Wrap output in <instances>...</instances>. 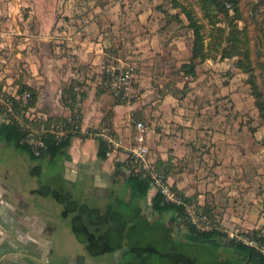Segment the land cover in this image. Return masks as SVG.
Segmentation results:
<instances>
[{
    "label": "crops",
    "instance_id": "obj_1",
    "mask_svg": "<svg viewBox=\"0 0 264 264\" xmlns=\"http://www.w3.org/2000/svg\"><path fill=\"white\" fill-rule=\"evenodd\" d=\"M179 11L172 8L171 0H0L4 98L17 95L24 84L37 91L34 106L40 112L67 117L71 97L63 92L72 79L75 57L85 76L92 73L82 126L95 132L108 125L119 141L110 156L100 159L101 138L86 133L73 136L67 149L42 158L55 166L48 177L39 164L35 169L0 167V264H82L74 261L73 245L55 243L59 222L68 225V239L74 233V212L65 213L64 199L69 196L85 203V195L101 196L94 193L96 186L109 185V194L103 195L109 203L121 197L122 185L129 193V170L115 163L129 157L139 121L147 127L150 157L166 165L174 187L210 210L224 229L264 233V121L250 74L237 65L238 56L222 58L218 47L208 46L207 24L210 56L196 60L195 77H185L180 66L192 55L194 35L170 16ZM217 25L224 27L225 22ZM58 26L69 48L65 54L54 50ZM257 47L261 56H255L256 80L264 89V67L260 68L264 41ZM110 59L138 64L131 103L118 102L95 75ZM18 65L24 69L8 76ZM7 121L0 108V125ZM0 140L28 156L3 157L8 164L18 161L26 166L27 159L39 160L1 136ZM45 183L48 187L41 188ZM157 192L151 184L150 204Z\"/></svg>",
    "mask_w": 264,
    "mask_h": 264
},
{
    "label": "trees",
    "instance_id": "obj_2",
    "mask_svg": "<svg viewBox=\"0 0 264 264\" xmlns=\"http://www.w3.org/2000/svg\"><path fill=\"white\" fill-rule=\"evenodd\" d=\"M171 5L172 8L180 9L176 14L170 15L172 19L191 29L194 35L192 55L180 66L183 75L185 77L196 76V60H204L210 56L208 46L218 47L222 58L238 56L237 65L250 74L249 79L256 98V106L264 121V89L262 84L256 80V68L259 67V63L255 62V56L257 58L261 56V51L257 46L263 44L264 41V0H171ZM196 8L201 12V17ZM181 15L185 17L186 23ZM240 20L244 22L242 26L239 25ZM220 21L225 22L224 27L217 25ZM207 24L210 26L209 36H211L208 46L205 43ZM263 67L264 65L261 64L260 68ZM105 79L106 76H103L102 80ZM105 85L108 87V78L105 80ZM26 91H30L33 95L29 104H24L13 95H6V99L12 101L23 117H25L24 112L27 107L36 105L38 99L37 91L24 84L18 89L17 95H22ZM85 93L86 91L84 95ZM63 94H68L69 97L74 95L72 79ZM8 117L9 121L0 125V136L36 160L59 154L70 146L73 136L79 135V133H70L59 139L55 134L48 132L42 135L44 146L34 148L26 141L27 130L22 123L12 115ZM43 123L54 124L59 128L71 126L68 117L50 116ZM40 125L41 123L36 121L32 123L34 127ZM110 131L115 135L111 128ZM107 150V142L99 139L100 159L106 158ZM50 158L54 159V157ZM130 160L131 158L127 157L125 161L115 163L117 167L125 166L129 170L126 178L129 187L128 199L120 197L109 203L105 209L79 203L69 196L64 199L65 213L74 212L72 229L77 237L86 243L90 251L94 253L115 251L129 244V249L135 252L134 259L138 261V264H156V262L197 264L195 259L182 251L181 245L184 241L219 242L227 239L226 233L220 230L198 229L184 217L182 206L166 201L160 192L155 194L152 204L147 207L146 201L152 179L143 170L135 171L136 165ZM157 166L167 176L166 165L157 163ZM203 211L215 216L207 208ZM169 219L175 220L177 224H167L166 221ZM181 223L186 225L187 234L179 233L178 225ZM172 240L174 242L171 244ZM228 242L226 247L235 255L234 258L238 259L237 264H264V255L254 248L230 238ZM131 263L133 261L129 262Z\"/></svg>",
    "mask_w": 264,
    "mask_h": 264
},
{
    "label": "built area",
    "instance_id": "obj_3",
    "mask_svg": "<svg viewBox=\"0 0 264 264\" xmlns=\"http://www.w3.org/2000/svg\"><path fill=\"white\" fill-rule=\"evenodd\" d=\"M230 7V4L227 3ZM56 30L54 38V50L56 54L68 53V45L66 37L59 30ZM71 77L74 86V95L71 97L69 104V115L67 116L71 126L68 128H59L54 124L46 125L43 123L48 117L40 112L36 106L29 105L24 112L25 117L21 115L12 103V101L4 98L0 93V108L9 116H14L27 130L26 141L34 148L44 146L42 135L45 133H53L57 138L61 139L70 133H86L94 135L105 140L108 144L107 155H111L113 150L119 146V141L108 127H101L98 131L85 129L80 121L85 100L84 74L81 64L75 57L71 60ZM138 64L136 61L129 63L119 62L117 64H109L104 66L105 73L108 78V87L111 95L123 103H131L135 96V83ZM20 99L24 104H29L33 98L30 91L24 92L22 95H13ZM25 118V119H24ZM36 121L41 123L40 126H32ZM147 127L143 121L136 124L135 145L130 149V162L135 164V171L143 170L152 179V184L164 196L166 201L176 203L183 207L184 217L191 221L198 229L203 231L220 230L226 233L227 237L234 241L254 248L256 251L264 255V233L253 229H245L236 227L233 229H224L217 217L203 211L198 200L188 198L181 191L174 187L168 180L164 171L160 170L157 163L150 157V149L146 144Z\"/></svg>",
    "mask_w": 264,
    "mask_h": 264
},
{
    "label": "rangeland",
    "instance_id": "obj_4",
    "mask_svg": "<svg viewBox=\"0 0 264 264\" xmlns=\"http://www.w3.org/2000/svg\"><path fill=\"white\" fill-rule=\"evenodd\" d=\"M198 11L199 16L201 17V12L196 8ZM180 10V9H179ZM58 28L55 27V30ZM18 37H21L18 35ZM131 59H124L122 62L124 63H129L131 62ZM121 61L115 60V59H110L109 61H106V65L109 64H117ZM19 72L21 69H24L22 65H18L17 67L13 68V71H10L8 76L14 77L13 73ZM95 75H99L101 78L103 76L107 75L105 73V70L103 69L101 73H95ZM84 77V85H85V91H87V86L88 84V79L92 78V73L91 76H83ZM105 79V80H106ZM105 80L103 83H105ZM264 99V98H263ZM260 101V99H259ZM3 157H28L25 153L16 150L12 146H9L7 143L4 141L0 140V159L2 162H0V167L4 170H9V169H16L20 170L21 168H27V167H33L32 169L36 168V165L39 164L41 165V172L43 173L44 177L50 176L54 170L55 166L53 163L49 162L47 159H39L35 162L33 160H28V164L25 166L18 161L16 163H10L3 161ZM42 176V177H43ZM43 177V179H44ZM47 179V178H46ZM46 184V183H45ZM48 184V183H47ZM41 185V188H47L48 185ZM125 185H122L121 187V198H124L125 200L129 198V193H126L124 190ZM83 198V197H82ZM109 198L106 196H95L93 194H88L85 195L83 200L84 202L91 205V207H98L101 209H105L106 206L109 204ZM108 201V202H107ZM115 201V200H114ZM151 202V197H148L146 201L147 207ZM204 210V209H202ZM167 224L174 225L176 222L173 219H169L166 221ZM177 224V223H176ZM68 225H61V222H59L58 226V231L56 233V237L59 239V241L55 243H59L63 246H72L74 253H75V259L74 261L80 262L82 264H129L130 261H133L131 264H138V261L134 259L135 257V252L131 251L129 249V244H125L122 248L117 249L115 251H110L106 253H93L91 252L86 243L79 241L75 233L72 234V236L66 237V229ZM171 227V226H170ZM172 228V227H171ZM178 231L179 233L187 234L186 231V225L185 224H179L178 225ZM229 240V238L227 237ZM227 239H222L219 242H203V241H184L181 245L182 251H184L186 254H189L193 259H195L197 264H237L238 259L234 258V254L231 253L226 247L227 244H229ZM61 240V241H60ZM174 242V240L171 241V244ZM72 247H70L72 249ZM156 264H160L159 262H156Z\"/></svg>",
    "mask_w": 264,
    "mask_h": 264
},
{
    "label": "water",
    "instance_id": "obj_5",
    "mask_svg": "<svg viewBox=\"0 0 264 264\" xmlns=\"http://www.w3.org/2000/svg\"><path fill=\"white\" fill-rule=\"evenodd\" d=\"M98 178H99V176H98ZM109 192H110V187H109V185H107V186L104 187V188L96 186V187H95V190H94V193H95V194H97V195H101V196H103V195H108Z\"/></svg>",
    "mask_w": 264,
    "mask_h": 264
}]
</instances>
